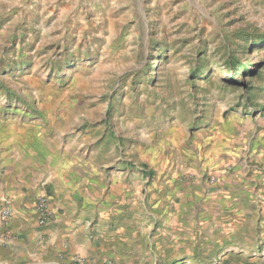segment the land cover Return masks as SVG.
Returning a JSON list of instances; mask_svg holds the SVG:
<instances>
[{"label": "rangeland", "instance_id": "rangeland-1", "mask_svg": "<svg viewBox=\"0 0 264 264\" xmlns=\"http://www.w3.org/2000/svg\"><path fill=\"white\" fill-rule=\"evenodd\" d=\"M262 129L264 0H0V171L128 166L156 229L161 181Z\"/></svg>", "mask_w": 264, "mask_h": 264}, {"label": "crops", "instance_id": "crops-1", "mask_svg": "<svg viewBox=\"0 0 264 264\" xmlns=\"http://www.w3.org/2000/svg\"><path fill=\"white\" fill-rule=\"evenodd\" d=\"M217 162L206 178L161 181L156 229L145 197L136 200L149 180L137 186L128 166L109 176L101 166L8 162L0 211L12 219L0 228V264H151L156 253L162 264H264V129L248 154ZM39 195L53 212L45 226Z\"/></svg>", "mask_w": 264, "mask_h": 264}, {"label": "built area", "instance_id": "built-area-1", "mask_svg": "<svg viewBox=\"0 0 264 264\" xmlns=\"http://www.w3.org/2000/svg\"><path fill=\"white\" fill-rule=\"evenodd\" d=\"M35 210L38 215V225L45 226L53 218L50 202L45 195H39L36 200ZM12 219V210L9 208L0 211V228H6ZM74 264H77L76 262ZM107 264H113L108 261Z\"/></svg>", "mask_w": 264, "mask_h": 264}, {"label": "trees", "instance_id": "trees-1", "mask_svg": "<svg viewBox=\"0 0 264 264\" xmlns=\"http://www.w3.org/2000/svg\"><path fill=\"white\" fill-rule=\"evenodd\" d=\"M238 62L236 60H233V64L232 65H235L237 64Z\"/></svg>", "mask_w": 264, "mask_h": 264}]
</instances>
